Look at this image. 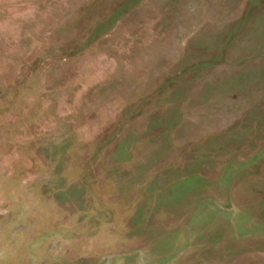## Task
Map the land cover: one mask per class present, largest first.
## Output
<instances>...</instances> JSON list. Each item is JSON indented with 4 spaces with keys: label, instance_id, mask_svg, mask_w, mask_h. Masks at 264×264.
I'll list each match as a JSON object with an SVG mask.
<instances>
[{
    "label": "rangeland",
    "instance_id": "1",
    "mask_svg": "<svg viewBox=\"0 0 264 264\" xmlns=\"http://www.w3.org/2000/svg\"><path fill=\"white\" fill-rule=\"evenodd\" d=\"M0 264H264V0H0Z\"/></svg>",
    "mask_w": 264,
    "mask_h": 264
}]
</instances>
